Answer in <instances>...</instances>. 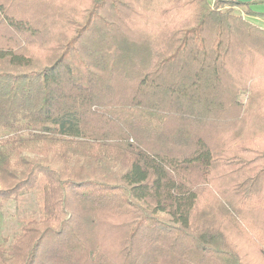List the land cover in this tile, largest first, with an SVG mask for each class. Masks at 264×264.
Masks as SVG:
<instances>
[{
    "label": "trees",
    "instance_id": "obj_1",
    "mask_svg": "<svg viewBox=\"0 0 264 264\" xmlns=\"http://www.w3.org/2000/svg\"><path fill=\"white\" fill-rule=\"evenodd\" d=\"M260 6L0 0V264H264Z\"/></svg>",
    "mask_w": 264,
    "mask_h": 264
},
{
    "label": "rangeland",
    "instance_id": "obj_2",
    "mask_svg": "<svg viewBox=\"0 0 264 264\" xmlns=\"http://www.w3.org/2000/svg\"><path fill=\"white\" fill-rule=\"evenodd\" d=\"M208 3L212 4L213 0H207ZM239 2H249L241 0H233ZM258 11L264 12V6L256 8ZM243 9H236V15H242ZM246 18V17H245ZM249 22L264 28V17H249L246 18ZM9 135L7 130L0 129V139H4ZM23 156L32 157L28 152H24ZM38 203L34 193H30L19 199L18 201H10L5 204L2 212V225L0 229V237L12 238V236L18 231L19 227L26 220L27 217L37 213Z\"/></svg>",
    "mask_w": 264,
    "mask_h": 264
},
{
    "label": "crops",
    "instance_id": "obj_3",
    "mask_svg": "<svg viewBox=\"0 0 264 264\" xmlns=\"http://www.w3.org/2000/svg\"><path fill=\"white\" fill-rule=\"evenodd\" d=\"M241 1H250V0H241ZM2 217H1V215H0V229H1V225H2Z\"/></svg>",
    "mask_w": 264,
    "mask_h": 264
}]
</instances>
